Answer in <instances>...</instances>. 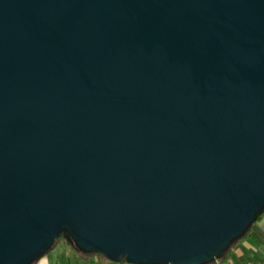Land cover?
<instances>
[{"label": "water", "instance_id": "95a60500", "mask_svg": "<svg viewBox=\"0 0 264 264\" xmlns=\"http://www.w3.org/2000/svg\"><path fill=\"white\" fill-rule=\"evenodd\" d=\"M263 213L264 0H0V264H211Z\"/></svg>", "mask_w": 264, "mask_h": 264}, {"label": "crops", "instance_id": "0c3cea01", "mask_svg": "<svg viewBox=\"0 0 264 264\" xmlns=\"http://www.w3.org/2000/svg\"><path fill=\"white\" fill-rule=\"evenodd\" d=\"M261 228V227H259ZM262 231L253 233L247 239L241 240L229 252L224 260L211 264H264V247L258 246V238ZM33 264H129L126 261L113 262L98 254H83L69 241H62Z\"/></svg>", "mask_w": 264, "mask_h": 264}, {"label": "trees", "instance_id": "16d2710c", "mask_svg": "<svg viewBox=\"0 0 264 264\" xmlns=\"http://www.w3.org/2000/svg\"><path fill=\"white\" fill-rule=\"evenodd\" d=\"M264 218V213L262 214V215H260L258 218H257V220L254 222V223H252L251 224V226L247 229V231H246V233L241 237V238H239V239H236L235 241H233V243H232V245L229 247V249L223 254V256L221 257V258H219L218 260H224V259H226L227 257H228V254H229V252L233 249V247H235L241 240H243V239H247L248 237H250L251 235H252V232H253V230H254V228L256 227V225L259 223V222H261L262 221V219ZM62 234H66V233H62ZM61 234V235H62ZM60 235V236H61ZM68 235V234H67ZM69 236V235H68ZM63 241H65V240H63ZM66 241H69L72 245H74L75 247H76V245L74 244V242H73V240L71 239V237H69V240L68 239H66ZM62 242V241H61ZM60 242V243H61ZM59 243V244H60ZM58 243L56 244V242H55V244H54V246H53V248H55L57 245H59ZM52 248V249H53ZM77 248V247H76ZM123 261H125V260H123ZM214 263V262H213Z\"/></svg>", "mask_w": 264, "mask_h": 264}, {"label": "rangeland", "instance_id": "374dc122", "mask_svg": "<svg viewBox=\"0 0 264 264\" xmlns=\"http://www.w3.org/2000/svg\"><path fill=\"white\" fill-rule=\"evenodd\" d=\"M259 227H261V228H259ZM259 229H260V231H262V236H264V218L262 219L261 222H259V223L256 225V227L254 228L252 234H253V233H258ZM69 237H70V236H68L67 234H62V235L56 240V244H57V243L59 244L61 241L66 240V239L69 240ZM257 241H258V243H256V244H257L258 246H263V247H264V237H259ZM263 251H264V250H263Z\"/></svg>", "mask_w": 264, "mask_h": 264}]
</instances>
